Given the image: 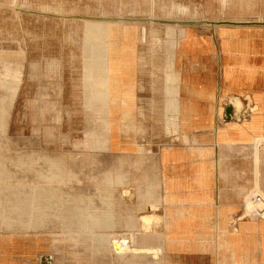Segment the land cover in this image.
Returning <instances> with one entry per match:
<instances>
[{
  "label": "crops",
  "instance_id": "1",
  "mask_svg": "<svg viewBox=\"0 0 264 264\" xmlns=\"http://www.w3.org/2000/svg\"><path fill=\"white\" fill-rule=\"evenodd\" d=\"M112 33L106 25L88 23L89 54L59 57L54 82L55 102L68 106L70 120L84 131L69 142L88 144V151L101 154L141 155L144 161L121 169L125 178L104 186L135 207L124 222L119 212L118 234L104 240L112 250V240L120 235L128 240L125 247L153 249L114 252L149 255L156 263L163 253L165 264H264L263 213L254 219L242 216L258 159L244 148L264 136V52L256 53L250 39L233 37L221 39L214 60L205 49L195 53L203 45L183 28L171 54L112 53L106 43ZM4 76L0 127L7 119L9 131L16 108L18 118L26 117L32 99H27L25 80L20 86V68L12 71L6 64ZM227 108L229 120L222 114ZM44 199L30 195L23 204L34 244L41 239L35 235L39 229L57 225L46 222ZM72 215L85 222L80 209Z\"/></svg>",
  "mask_w": 264,
  "mask_h": 264
},
{
  "label": "rangeland",
  "instance_id": "2",
  "mask_svg": "<svg viewBox=\"0 0 264 264\" xmlns=\"http://www.w3.org/2000/svg\"><path fill=\"white\" fill-rule=\"evenodd\" d=\"M88 23L113 30L106 40L112 53L171 54L183 28L203 45L195 46V53L205 49L214 60L221 39L233 37L250 39L256 53L264 52V0H0V80L8 81L6 64L12 71L20 68V86L26 85L27 99H32L26 117L21 113L18 118L16 108L14 129L8 131L7 119L0 127V176L5 180L0 184V264L167 261L163 253L157 263L149 255L119 256L103 237L118 234L119 212L123 211V222L135 214L132 200L120 202L104 186L125 178L121 169L142 166L141 155L101 154L88 151V144L69 142L70 136L84 131L70 120L68 106L55 102L58 58L89 54L93 42L87 40ZM1 94H6L4 87ZM231 113L228 108L222 112L227 120ZM244 151L258 157L255 184L248 195L258 193L264 199L260 176L264 174V139ZM30 195L48 198L42 203L47 208L46 222L57 224L35 233L41 238L38 246L31 241L34 231L27 227L23 208ZM77 208L84 213L79 217L83 223L72 215ZM93 219L98 221L90 222Z\"/></svg>",
  "mask_w": 264,
  "mask_h": 264
},
{
  "label": "built area",
  "instance_id": "3",
  "mask_svg": "<svg viewBox=\"0 0 264 264\" xmlns=\"http://www.w3.org/2000/svg\"><path fill=\"white\" fill-rule=\"evenodd\" d=\"M264 199L258 193H253L250 197L244 199L242 203V216L247 219H254L263 213ZM257 206H260L258 209Z\"/></svg>",
  "mask_w": 264,
  "mask_h": 264
},
{
  "label": "bare ground",
  "instance_id": "4",
  "mask_svg": "<svg viewBox=\"0 0 264 264\" xmlns=\"http://www.w3.org/2000/svg\"><path fill=\"white\" fill-rule=\"evenodd\" d=\"M260 139H264V136L257 137L256 141H259ZM262 206H264V204ZM257 208L259 209L260 206H257ZM263 217H264V212H263ZM112 243H115L113 247H114L115 252L117 253H121V252L153 253L154 251L153 249H138V248L125 247V246H128V240L124 237H121V235L113 239ZM122 245H124V247Z\"/></svg>",
  "mask_w": 264,
  "mask_h": 264
}]
</instances>
